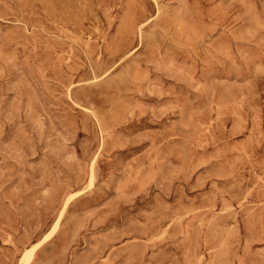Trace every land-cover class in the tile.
Wrapping results in <instances>:
<instances>
[{
	"label": "rangeland",
	"instance_id": "1",
	"mask_svg": "<svg viewBox=\"0 0 264 264\" xmlns=\"http://www.w3.org/2000/svg\"><path fill=\"white\" fill-rule=\"evenodd\" d=\"M0 264H264V0H0Z\"/></svg>",
	"mask_w": 264,
	"mask_h": 264
},
{
	"label": "bare ground",
	"instance_id": "2",
	"mask_svg": "<svg viewBox=\"0 0 264 264\" xmlns=\"http://www.w3.org/2000/svg\"><path fill=\"white\" fill-rule=\"evenodd\" d=\"M28 260V259H27ZM25 263V262H24Z\"/></svg>",
	"mask_w": 264,
	"mask_h": 264
}]
</instances>
